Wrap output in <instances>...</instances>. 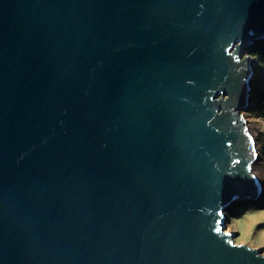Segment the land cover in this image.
<instances>
[{
  "label": "water",
  "instance_id": "obj_1",
  "mask_svg": "<svg viewBox=\"0 0 264 264\" xmlns=\"http://www.w3.org/2000/svg\"><path fill=\"white\" fill-rule=\"evenodd\" d=\"M260 39L264 0H0V264H264Z\"/></svg>",
  "mask_w": 264,
  "mask_h": 264
},
{
  "label": "rangeland",
  "instance_id": "obj_2",
  "mask_svg": "<svg viewBox=\"0 0 264 264\" xmlns=\"http://www.w3.org/2000/svg\"><path fill=\"white\" fill-rule=\"evenodd\" d=\"M244 55L245 54H243L242 49V56ZM244 115L246 117L248 127L252 133L259 138V133L264 132V119L252 116L247 112L244 113ZM253 170L261 179V175L264 172V159H262L260 153L257 160L253 164ZM261 181L264 186V181L262 179ZM255 201H264V188L258 198L254 199L252 202ZM225 223L226 230L236 234V236H234L235 243L241 242L246 243L251 247H262L264 253V207H258L256 204L250 203L247 205L244 213L234 218L227 212Z\"/></svg>",
  "mask_w": 264,
  "mask_h": 264
},
{
  "label": "trees",
  "instance_id": "obj_3",
  "mask_svg": "<svg viewBox=\"0 0 264 264\" xmlns=\"http://www.w3.org/2000/svg\"><path fill=\"white\" fill-rule=\"evenodd\" d=\"M247 53L243 49V54ZM249 54L252 57V64L254 65L255 73L251 86V94L253 96L251 105L247 110V113L264 119V39H260L250 46ZM259 153L264 159V132L259 133ZM261 179L264 181V172L261 175ZM256 204L258 207H264V201H249L245 199H238L231 204L227 212L234 218L240 216L247 208L249 204Z\"/></svg>",
  "mask_w": 264,
  "mask_h": 264
},
{
  "label": "bare ground",
  "instance_id": "obj_4",
  "mask_svg": "<svg viewBox=\"0 0 264 264\" xmlns=\"http://www.w3.org/2000/svg\"><path fill=\"white\" fill-rule=\"evenodd\" d=\"M257 149H258V147H257ZM264 188V186H263V184H262V189Z\"/></svg>",
  "mask_w": 264,
  "mask_h": 264
}]
</instances>
